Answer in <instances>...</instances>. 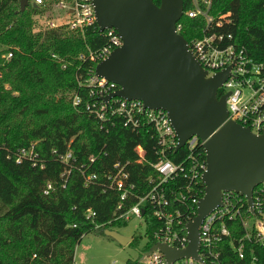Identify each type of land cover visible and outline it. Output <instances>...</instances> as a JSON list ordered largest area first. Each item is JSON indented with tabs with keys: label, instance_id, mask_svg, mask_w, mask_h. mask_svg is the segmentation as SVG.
<instances>
[{
	"label": "trees",
	"instance_id": "obj_1",
	"mask_svg": "<svg viewBox=\"0 0 264 264\" xmlns=\"http://www.w3.org/2000/svg\"><path fill=\"white\" fill-rule=\"evenodd\" d=\"M19 1L0 0V264H73L74 248L84 234L103 235L104 230L119 226L112 221L118 193L102 190L113 164L124 163L136 146L143 149L146 162L126 166L133 193L142 195L146 179L154 177L149 163L162 156L150 133L130 132L118 120L112 128L100 129L84 109L87 90L79 82L95 66L79 56L102 47L104 34L95 28L83 35L63 27L33 31L32 18L43 11L26 0V7L18 12ZM195 1L211 18L210 31L230 35L249 57L264 60V0H208L207 9L203 0ZM152 2L158 5V0ZM192 7L193 0H182L183 12ZM179 23V34L187 44L201 37L205 27L200 16L183 15ZM7 53L9 60L4 58ZM74 96L80 100L76 106ZM30 145L36 166L26 160L14 163L13 154ZM66 154L75 166L95 175L93 183L83 185L79 171L61 161ZM92 155L96 159L87 165ZM185 155L184 148L166 150L163 156L178 164ZM199 159L204 161L201 149ZM46 185L50 189L44 194ZM202 190L199 183V196ZM88 209L94 216L85 219ZM143 210V234L136 231L127 245L140 237L146 244L135 260L125 264H141V255L154 244L152 233L158 223L147 207ZM242 235L236 222L230 240L218 246L219 264H264V244L244 242L243 258H238L231 242Z\"/></svg>",
	"mask_w": 264,
	"mask_h": 264
},
{
	"label": "built area",
	"instance_id": "obj_2",
	"mask_svg": "<svg viewBox=\"0 0 264 264\" xmlns=\"http://www.w3.org/2000/svg\"><path fill=\"white\" fill-rule=\"evenodd\" d=\"M31 4L43 11V14L62 12L65 21H47L46 29L63 27L65 31L83 35L86 29L95 28L94 11L91 0H31ZM205 9L209 6L208 0H203ZM194 19L202 17L205 27L201 37L186 43L187 49L193 59L206 72L205 77L229 68L226 80L217 91L221 95L227 94L225 99L226 121H232L242 128H247L254 135L264 134V60L255 61L249 57L242 47L232 43L230 35L216 34L210 31L211 18L205 10L198 7L193 0V7L182 16ZM180 19L175 23V31L179 34L181 29ZM220 23H216L218 27ZM98 32V31H97ZM106 43L94 51H88L86 56L79 59H87L94 66L104 60L111 51L121 45L116 32L107 29L102 32ZM180 35V34H179ZM10 53L5 55L9 60ZM55 58L54 55H51ZM64 68V66H62ZM86 88L88 100L84 102L85 111L98 123L100 129L112 128L115 121H120L123 128L136 133L145 130L155 139L156 146L162 156L149 166L154 172V177L146 179V191L142 195L133 193V185L129 182V174L126 166L145 163V152L140 147L133 148L124 163L115 162L112 169L104 176L103 191H115L118 193V201L113 211L112 221L126 222L130 217L142 221L143 207H147L154 220L158 223L152 233L154 243L167 245L175 249H184L187 244L186 224L196 215V204L199 196V183L205 171L204 161L199 159L202 144L198 138L192 136L181 149L186 150V155L178 163L173 164L165 158L166 150L174 151L177 140L170 126L167 115L162 110H149L142 103L135 100H124L111 97L104 101L103 98L113 94L118 87L94 76L93 71L79 82ZM80 103L76 96L72 99V105ZM107 142L104 144L106 145ZM32 145L27 149H18L13 154L14 163L23 160L30 162L34 168L38 160L33 152ZM204 155V153H203ZM96 156L87 159V165L94 162ZM67 167L79 171L84 186H88L95 180V175L84 170V166H75L74 160L69 154L61 158ZM42 168V163H39ZM68 174V172H65ZM204 188L203 184L201 183ZM50 189L46 185L44 194ZM129 200L134 203L128 205ZM220 206L210 211L200 222L198 227V257L199 261L182 259L172 264H219L218 246L226 239L230 240L233 225L238 222L243 230V235L230 243L239 259L243 258V245L264 244V183L255 186L251 191V206L249 207L244 197L231 192H221ZM140 210L143 211L140 214ZM94 216V212L86 210L85 219ZM98 226H95V229ZM252 262L255 259L252 258ZM141 264H165L163 256L158 252H151L141 258Z\"/></svg>",
	"mask_w": 264,
	"mask_h": 264
},
{
	"label": "water",
	"instance_id": "obj_3",
	"mask_svg": "<svg viewBox=\"0 0 264 264\" xmlns=\"http://www.w3.org/2000/svg\"><path fill=\"white\" fill-rule=\"evenodd\" d=\"M91 3L97 31L112 29L121 41L93 70L95 77L118 87L103 100H135L146 109L164 111L177 140L174 151L192 136L203 142V195L196 204L195 217L185 226V248L154 243L141 258L158 251L165 264L182 259L199 261L198 227L210 211L220 206L221 192L244 197L250 207L252 189L264 183V134L254 135L232 121L225 122L227 94L217 97V90L229 68L205 77L206 72L175 31L182 0H158L157 6L152 0ZM25 7L26 0H20L18 12ZM103 236L121 247L130 242L111 230H104Z\"/></svg>",
	"mask_w": 264,
	"mask_h": 264
},
{
	"label": "rangeland",
	"instance_id": "obj_4",
	"mask_svg": "<svg viewBox=\"0 0 264 264\" xmlns=\"http://www.w3.org/2000/svg\"><path fill=\"white\" fill-rule=\"evenodd\" d=\"M33 31H42L47 28V21L62 22L66 20L64 14L60 11L48 14L41 13L32 18ZM143 220L130 217L126 222H119V226H114L111 231L121 236L131 239V236L137 231L141 236ZM146 240L143 237L133 245L119 246L112 239L103 235L94 233L84 234L74 248L73 264H125L127 260H135L139 251L145 247Z\"/></svg>",
	"mask_w": 264,
	"mask_h": 264
}]
</instances>
